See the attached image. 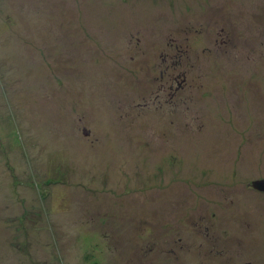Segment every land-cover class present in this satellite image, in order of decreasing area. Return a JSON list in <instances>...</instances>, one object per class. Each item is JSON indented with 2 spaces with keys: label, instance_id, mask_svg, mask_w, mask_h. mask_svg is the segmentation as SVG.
Masks as SVG:
<instances>
[{
  "label": "rangeland",
  "instance_id": "obj_1",
  "mask_svg": "<svg viewBox=\"0 0 264 264\" xmlns=\"http://www.w3.org/2000/svg\"><path fill=\"white\" fill-rule=\"evenodd\" d=\"M259 179L264 0H0V264H264Z\"/></svg>",
  "mask_w": 264,
  "mask_h": 264
},
{
  "label": "flooded vegetation",
  "instance_id": "obj_2",
  "mask_svg": "<svg viewBox=\"0 0 264 264\" xmlns=\"http://www.w3.org/2000/svg\"><path fill=\"white\" fill-rule=\"evenodd\" d=\"M169 45H170L169 47L173 46L172 44H169ZM174 48H175V51H174L175 55H172L173 54L172 52L171 53L166 52V55L162 59V63L160 65V66H163V68H164L160 72V78H162V80L164 82L161 85V89L165 93V95H164L165 96V99H164L165 104L170 105V106H172L175 103L174 102L175 94L178 95L181 91L186 90L188 86L190 87V84H187L186 72L178 71L177 72L178 74H176V75L173 74L184 63L182 58H183V55L185 53L181 49V47H179L177 45H175ZM259 180H262V179H259ZM254 181H256V180H254ZM254 181H252V182H254ZM252 182L250 183V185H247L248 186L247 189H250L251 191H253L255 193L264 195V191H259V190L255 189L252 186ZM262 245L264 248V241H263ZM259 254H262V253H259ZM221 255H224V254H216V255L212 254V257L216 256V258L220 259V258H223ZM234 256H235L234 259H236V255H234ZM262 256H263V254L260 255V258H257V257H259V255H254V257L256 258L257 261H260L261 263H263ZM234 262H235V260H234ZM241 264H258V263L254 262V261H246L245 260Z\"/></svg>",
  "mask_w": 264,
  "mask_h": 264
},
{
  "label": "water",
  "instance_id": "obj_3",
  "mask_svg": "<svg viewBox=\"0 0 264 264\" xmlns=\"http://www.w3.org/2000/svg\"><path fill=\"white\" fill-rule=\"evenodd\" d=\"M84 134L88 135V132L84 131ZM252 186L259 191H264V179L252 182Z\"/></svg>",
  "mask_w": 264,
  "mask_h": 264
}]
</instances>
